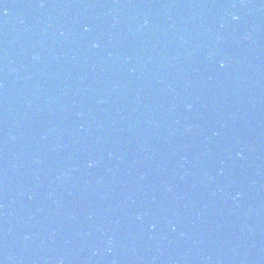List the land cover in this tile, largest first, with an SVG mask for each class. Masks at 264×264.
I'll list each match as a JSON object with an SVG mask.
<instances>
[{"label": "water", "instance_id": "obj_1", "mask_svg": "<svg viewBox=\"0 0 264 264\" xmlns=\"http://www.w3.org/2000/svg\"><path fill=\"white\" fill-rule=\"evenodd\" d=\"M0 264H264V0H0Z\"/></svg>", "mask_w": 264, "mask_h": 264}]
</instances>
